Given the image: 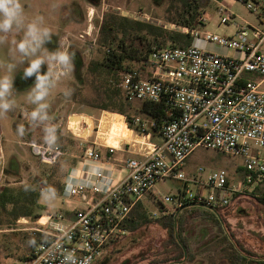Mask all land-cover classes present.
<instances>
[{
	"label": "built area",
	"instance_id": "obj_1",
	"mask_svg": "<svg viewBox=\"0 0 264 264\" xmlns=\"http://www.w3.org/2000/svg\"><path fill=\"white\" fill-rule=\"evenodd\" d=\"M240 1L264 19V0ZM219 13V24H228L234 16L222 7ZM199 21L204 23L203 15ZM234 26L231 36L183 27L191 36L188 45L152 47L143 70L121 73L118 86L125 100L158 104L159 120L102 110L99 117L92 118L88 134L73 132L68 124L82 148V158L99 161L96 139L103 117L109 114L111 121L104 134L117 125L114 139L130 154L123 161L125 172L119 178L103 180L102 170H96L85 182H66L65 193L79 204L72 219L62 222L63 212L48 213L41 223L45 227L38 230L41 239L25 258L11 264H93L114 238L125 232L122 224L131 209L159 181L179 182L175 191L159 200L163 213L177 215L189 204L226 207L232 192H242L247 185L264 179V27ZM83 33L89 35L88 31ZM96 38L91 37L92 43ZM198 41L225 51L203 48ZM248 73L258 80L247 77ZM123 128L129 135L122 133ZM24 144L47 165L69 154L67 148L54 142L29 139ZM105 147L109 154L117 149L108 143ZM195 147L241 158L243 180L230 189L224 169L210 170L203 179L199 176L203 167L186 175L183 163Z\"/></svg>",
	"mask_w": 264,
	"mask_h": 264
},
{
	"label": "rangeland",
	"instance_id": "obj_2",
	"mask_svg": "<svg viewBox=\"0 0 264 264\" xmlns=\"http://www.w3.org/2000/svg\"><path fill=\"white\" fill-rule=\"evenodd\" d=\"M199 1L202 3V15L205 19L202 25L197 26L201 32L208 31L231 36L235 31L234 24L257 27H261L263 24V20L249 12L240 0ZM49 2L50 0H22L26 10L33 13L40 11L46 16L49 14ZM59 4V10L52 16L49 23L53 36L46 43L45 49L48 51L58 48L73 50L78 54L81 64L73 65L71 74L63 81L65 86L72 89L71 95L64 97L58 92L53 94L50 114L56 127L55 140L60 142L61 138H73L77 142V137L70 129L72 128L73 132L83 135L90 133L93 127L92 118L99 117L102 112L91 105L96 96L94 87L88 85V82L82 81L81 77L83 65L89 60L100 58L102 54V49L97 44V38L92 43L91 37L97 36L98 24L103 13L107 11L120 14L121 12L132 13L137 18L154 24H169L171 25L169 28L172 29H174L172 25H177L165 23L157 18L163 14L164 9L163 6L155 4L153 0H59ZM220 7L234 13L228 24H219ZM84 30L88 31L89 35H85ZM175 30L182 31L180 27ZM79 34H83L84 37H79ZM212 49L218 52L225 51L218 46H214ZM3 56L4 49L0 48V60L3 59ZM20 67L21 65L15 72L17 82L15 80L13 90V97L17 101L16 108L5 115H0V191L7 187L15 195L25 190V184L30 186L28 190L33 188L40 193V190L46 187L44 180L51 170L49 166L39 162L30 152L28 146L23 143L29 139L39 142H44V140L41 127L31 124L26 118L31 105L24 102V96L32 82L28 84L17 74ZM245 75L258 80L254 74ZM261 87L264 88V83ZM140 104L139 101H132L129 102V105H123L124 115L147 117L140 110ZM105 111L120 114L109 110ZM76 116L87 117L86 120L89 119L90 123L81 120L77 124V121L74 122L77 119ZM70 117L74 120H69ZM110 121L109 114H105L100 125V134L96 139L98 144L105 146L106 143L112 144V140L116 139L113 134L117 125H113L110 134H104L108 130ZM18 128L22 131L18 132ZM122 133L129 135L125 128L122 129ZM240 165H243V162L239 157L209 148L195 147L185 158L182 169L186 175H192L196 174L198 167H203L204 170L199 173L200 178L203 179L210 170L215 169H224L231 177L236 166ZM179 185V182L168 179L155 184L151 192L139 201L148 221L136 231H125L122 235L114 238L102 256L93 264H146L149 261L165 257L169 252H177L178 248L169 242L166 230L161 228L156 220L162 216L160 197L175 191ZM52 201L46 203L39 196L32 209V214L20 216L16 220L10 215H6L0 208V264H11L22 259L21 257L32 249L34 243L30 236L35 231L34 228L38 226L34 222L33 215L45 214V209L52 212L63 208L60 197L55 196ZM6 208L9 209L10 206L8 205ZM217 212L222 220L221 228L209 218L193 219L190 217V211L182 213L185 221L183 236L188 238L192 257L188 260L187 257H182L179 264H230L229 260L224 258L227 248H229L225 236L233 244V247L244 256L256 253L261 254L263 256L261 260H264V242L257 240L251 242L250 226L241 220V213L236 212L231 203L226 207L218 208ZM44 219L41 217L39 222H44Z\"/></svg>",
	"mask_w": 264,
	"mask_h": 264
},
{
	"label": "trees",
	"instance_id": "obj_3",
	"mask_svg": "<svg viewBox=\"0 0 264 264\" xmlns=\"http://www.w3.org/2000/svg\"><path fill=\"white\" fill-rule=\"evenodd\" d=\"M153 1L157 5L163 6V14L157 18L165 23H172L180 28L187 27L189 29L197 28V26L203 24L199 21V17L203 12V9H201L202 3L199 0ZM190 42L191 36L188 33L166 27L164 24H154L114 11L103 13L97 29V44L102 49V54L100 58L89 60L82 67V81L84 80L88 82V85H92L96 93L94 102L91 105L99 110H109L124 114L125 109H123V105H129V102L125 100L118 86L121 73L130 69L143 70L147 54L152 47L185 46ZM79 61L78 58L75 61V66L81 64ZM140 110L152 119H160L161 107L158 104L143 101L140 104ZM54 143L61 148L69 149L72 153L60 156L55 163L50 165L41 162L51 168L44 180L46 187L53 188L56 195H60L67 170L76 164L78 160L77 155H80L81 150L73 138H61L60 142L55 140ZM38 197L39 193L33 188L28 190V192L22 190L19 194L15 195L7 187H4L0 191V208L14 220L20 216H30ZM27 199H29V202ZM8 205L10 206L9 209L6 208ZM161 208L163 209L162 204ZM188 211L191 212V218H209L221 228L215 214L204 208H185L175 217L173 212L166 214L161 210L162 216L156 221L159 222L161 228L166 230L169 242L173 243L178 248V251L174 253L169 252L165 257L149 261L146 264H179V261L183 257V251L174 236L175 232L187 249L188 255L186 259L188 260L192 257L188 238L183 236L185 221L182 213ZM37 216L33 215L34 221L37 219ZM147 221L148 218L142 209L141 203L138 202L131 209L128 217L122 224V228L124 231L134 232ZM41 236L42 234L39 232H32L30 237L34 245L41 239ZM225 240L227 241V246L232 249L228 257L230 264H264V260H254L244 256L233 247V244L227 240L226 236ZM27 254H24L21 258H25Z\"/></svg>",
	"mask_w": 264,
	"mask_h": 264
},
{
	"label": "clouds",
	"instance_id": "obj_4",
	"mask_svg": "<svg viewBox=\"0 0 264 264\" xmlns=\"http://www.w3.org/2000/svg\"><path fill=\"white\" fill-rule=\"evenodd\" d=\"M59 8V0H50L46 16L40 11L29 12L22 0H0V48L4 49L0 60V115L16 108L17 101L13 97L15 72L19 65H23L21 78L32 79L24 96V102L31 105L26 118L41 127L46 143L56 139V127L50 114L51 98L57 92L68 97L72 91L63 84L73 69L71 52L66 48L45 49L53 36L49 23ZM24 187L28 190L30 186L25 184ZM39 195L47 203L55 199L56 193L53 188L46 187Z\"/></svg>",
	"mask_w": 264,
	"mask_h": 264
},
{
	"label": "crops",
	"instance_id": "obj_5",
	"mask_svg": "<svg viewBox=\"0 0 264 264\" xmlns=\"http://www.w3.org/2000/svg\"><path fill=\"white\" fill-rule=\"evenodd\" d=\"M231 12V11H230ZM233 13V12H232ZM234 14V13H233ZM260 20H263V24L261 27H257L253 25L254 27L258 29H262L264 27V19L259 18ZM198 45L207 48L212 49L214 45L198 41ZM264 48V43H263ZM214 51V50H213ZM77 118L74 120V118L70 117L69 120L73 119L74 122L77 121V124L80 123V121L85 120L88 123L89 119L86 120L87 117H75ZM83 118V119H82ZM73 127V126H71ZM75 129V127H73ZM158 139L157 137L155 138ZM26 142V141H25ZM24 143V142H23ZM78 145V141H77ZM112 145H116L117 149L113 151L112 154L108 153L107 148L103 144L96 145L95 148L100 153V159L99 161H92L88 159H83L82 154V148H80V155H77V162L73 167H70L67 170V173L63 180V188L60 195H55L57 197L61 198V202L63 204V208L56 209L54 211H49L45 209V214H39L37 219L34 221L38 226L34 228L36 232H39L38 230L42 229L45 226H42L41 223H44L46 221V216L48 213H53L55 211L63 212L64 214V220L62 222H67L68 220H71L73 217V209L75 207H78V203L76 202L74 197H68L65 193V183L66 182H85L86 179L93 178V172L96 170H102L103 172V180H108L110 177L112 178H119L121 175L125 172L123 169V161L130 155L126 151L124 152L121 150V147L123 144H121V141L118 140H112ZM69 150V149H68ZM69 153L70 150H69ZM72 154V153H71ZM227 173V172H226ZM245 176V169L243 165L236 166V169L234 170V173L230 177L227 173V184L230 189H233L234 186L237 184L238 181L243 180ZM40 196V195H39ZM53 202V201H52ZM230 203L235 208L236 212L238 211L241 217V220L250 226V231L252 234L251 242L253 240L262 241L264 242V179L260 181H256L255 183L251 185H247L245 189L242 192H232V197ZM229 203V204H230ZM55 204V203H54ZM45 218L44 222H39L40 218ZM40 233V232H39ZM264 244V243H263ZM247 258L254 260H261L263 256L261 254H248Z\"/></svg>",
	"mask_w": 264,
	"mask_h": 264
},
{
	"label": "water",
	"instance_id": "obj_6",
	"mask_svg": "<svg viewBox=\"0 0 264 264\" xmlns=\"http://www.w3.org/2000/svg\"><path fill=\"white\" fill-rule=\"evenodd\" d=\"M121 14H122V15H125V16H129V17L135 18V19H140V18H137V17H136L135 15H133L132 13L121 12ZM142 20H143V19H142ZM164 26H166V27H170L171 25H169V24H164ZM172 27H173L174 29H179L178 26H173V25H172ZM192 206H199V207H201V208H205V209H207V210H210L211 212H213V213L215 214V216L218 218L219 222L222 223V220H221V218H220V216H219V213L217 212V209L213 208L212 206H207V205H203V204H198V205H195V204H189V205L185 206V208H186V207H192ZM175 216H176V214L174 215V217H175ZM174 236H175V238H176L178 244L181 246V248H182V250H183V253H184V256H185V255H186V248H185L184 244L181 242V240L179 239L178 234H177L176 232L174 233Z\"/></svg>",
	"mask_w": 264,
	"mask_h": 264
},
{
	"label": "flooded vegetation",
	"instance_id": "obj_7",
	"mask_svg": "<svg viewBox=\"0 0 264 264\" xmlns=\"http://www.w3.org/2000/svg\"><path fill=\"white\" fill-rule=\"evenodd\" d=\"M68 51H70L71 52V54H72V57H73V65L75 66V61L76 60H78V54L77 53H75L73 50H69L68 49ZM42 70H43V66H42ZM20 77H22V74H23V65H21V67H20V69H18V73H17ZM17 76V75H16ZM18 78V77H17ZM15 80H16V82H17V79L15 78L14 79V82H15ZM22 80H24L25 82H28V84H30V82H32V79H31V77L30 78H28V79H22ZM186 248V247H185ZM237 250V249H236ZM183 251V250H182ZM239 251V250H238ZM230 252H232V249L231 248H227V252H226V254L224 255V258L226 259V260H228L229 258V253ZM187 257V249H186V255L184 256V253H183V258H186ZM230 263V262H229Z\"/></svg>",
	"mask_w": 264,
	"mask_h": 264
}]
</instances>
